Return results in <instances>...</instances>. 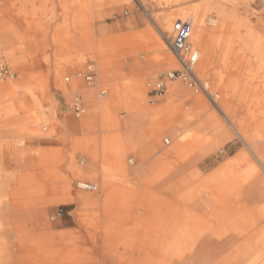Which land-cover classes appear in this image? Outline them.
I'll list each match as a JSON object with an SVG mask.
<instances>
[{"label":"bare ground","instance_id":"6f19581e","mask_svg":"<svg viewBox=\"0 0 264 264\" xmlns=\"http://www.w3.org/2000/svg\"><path fill=\"white\" fill-rule=\"evenodd\" d=\"M149 1L137 3L152 24H156L154 19L159 16L149 11L181 2H198L188 10L165 16L158 28L162 34L160 45L155 31L149 28L154 48L157 45L154 50L167 53L173 21L187 19L192 24L191 37L201 46L203 58L206 50L217 46L222 49L223 63L227 64L230 58L238 56L235 48L241 44L244 47L240 51L254 54L258 68L264 73V37L226 10L232 0ZM205 23L211 25L208 31ZM216 32L222 35L217 37ZM206 59L210 67L211 60ZM173 63L174 71L179 66L176 60ZM196 72L198 63L197 75ZM257 80L264 85V75L260 81L257 76ZM168 84L176 86L171 87L169 96L178 98L187 92L176 81ZM204 85L207 91L208 84ZM257 99L256 115L264 119V94H257ZM185 115L187 119L179 122V129L187 127L199 113L189 110ZM218 121H201L180 138L176 144L177 164H188L195 148H203L196 157L200 161L225 145L229 139L212 134ZM262 121L250 136L241 127L240 137L256 163L243 151L231 165L207 177L201 176L200 171L174 167L163 171L160 182L151 183L149 188L134 183L92 184L86 182L96 179L92 173L78 170L76 165L68 167L67 173L57 180L50 167L45 168L43 151H19L13 157L20 163L16 170L0 167V264H264ZM100 189L103 197L98 199L94 192ZM85 204L91 210H85ZM47 205L76 206L71 221L78 229L52 233L45 217ZM137 211L149 214L136 215Z\"/></svg>","mask_w":264,"mask_h":264},{"label":"crops","instance_id":"0c3cea01","mask_svg":"<svg viewBox=\"0 0 264 264\" xmlns=\"http://www.w3.org/2000/svg\"><path fill=\"white\" fill-rule=\"evenodd\" d=\"M109 1L0 0V51L15 64H22L19 62L22 59L35 61L33 65L38 61L45 64L42 69L45 73L35 76L40 78L39 84L29 85L27 77L20 84L0 82V167L3 169L16 170L20 163L13 157L19 151L37 149L45 153V168L50 167L54 179L59 180L68 167L76 165L78 170L91 172L100 183L108 182L111 186L134 183L149 188L151 183L160 182L163 171L176 167V144L182 138L178 124L187 119L188 109H180L177 97L168 93L156 97L152 90L148 92L147 84L152 78L146 79L161 69L154 60H164L165 66L172 70L176 59L171 52L163 54L149 48L155 43L148 33L151 26L146 27L138 16L99 21L101 15L104 19L111 15L109 9L99 14L100 8L113 5ZM137 39L139 48H145V53L138 55L141 62L136 60V55L130 57L123 52ZM154 51L158 54L154 55ZM212 51L206 50L205 57L211 60ZM232 58L224 65L236 69L238 66L230 63ZM257 68L258 65L250 70L248 81L236 86L242 87V101L248 99V87L257 81ZM10 75L9 79L13 77L11 71ZM88 77L92 82L87 81ZM78 78H86L88 84L79 86ZM38 87L44 91L45 136L39 135L36 125L44 119L41 114L32 116L26 112L39 104ZM169 87L176 86L169 84ZM19 88L22 91L18 92ZM100 88L104 91L97 95ZM257 94L255 89L250 103L252 123L257 120ZM72 97L79 98L83 111H87L84 118L76 114ZM165 133L169 137L162 148L161 138ZM217 136L232 140L229 132ZM243 150H235L209 174L231 165ZM12 164L13 167L3 166ZM140 164L142 169L137 168ZM60 206L74 205L52 207ZM45 217L52 233L61 232L56 230L59 223H54L55 217L50 219L46 214ZM75 229L77 225L63 231Z\"/></svg>","mask_w":264,"mask_h":264},{"label":"rangeland","instance_id":"374dc122","mask_svg":"<svg viewBox=\"0 0 264 264\" xmlns=\"http://www.w3.org/2000/svg\"><path fill=\"white\" fill-rule=\"evenodd\" d=\"M233 3L228 4L226 6V10L232 13H235L237 17L245 22H247L251 28L254 30V32L257 35H262L264 37V0H232ZM148 3H150L149 0H147ZM198 2L197 1H190V2H181L174 6L169 7H159L156 8L155 11H149V13L153 16H159L157 19H154L156 21V24H152L149 17L146 16V13L144 10L139 6L137 3V0H127V4H113L111 6H106L99 9V14L101 11L105 9L112 10L111 15L106 17L104 19V16L101 15V20L99 21H105L113 22L118 19H127L132 17H139L142 21L145 22L146 27L151 26L153 30L155 31V35L157 37L158 44H161V36L162 34L158 30L159 27H161V23L163 22V19L166 15L171 14H178L183 10H188L191 7H194ZM125 12L128 13V15H125ZM178 21L174 20L173 24ZM181 21H189L187 19H182ZM172 24V26H173ZM156 26V27H155ZM172 28V27H171ZM209 28H211V25L209 23H205V29L208 31ZM243 34H245V30L242 31ZM161 34V35H160ZM222 33L216 32V36L220 37ZM171 39V35L169 37V41ZM264 41V40H263ZM191 44L193 50H195L198 53V72L197 77L201 80L203 84H208L207 91L205 92H198L196 93L193 91L189 86L182 82V81H176L178 82V85H181L184 87V90L187 91L186 93H182L180 96H178V106L180 109H183L184 111L188 109L190 110V113H199V116L195 119H193L187 127L184 129L178 128L179 136H184V133L187 131H190L195 125L200 123L201 121H212V120H219V127L214 129V132L212 133L214 137H217V135H222L227 132H229L232 135V140L224 145L220 150H218L216 153L200 160L196 161V157L200 150H202V147L195 148L189 163L181 162L179 164H175L177 168L179 167H186L191 169L193 172L200 173L201 176L207 177L209 176L211 170L216 168L218 164H220L225 158L233 154L235 150L245 149L244 152H248V159L252 160L254 163H256V158L253 156L247 149V145L242 141L240 135L246 131L248 136L252 134V131L259 127V124L263 123L262 119L263 117H257L258 123H252L250 118V103L252 100V97L254 96V90L257 89L255 87H259L258 89V95L264 94V85H259L257 81H254L251 87H248V93L250 96L247 100L242 101L240 99V87H236L238 83H245L248 81L250 70L255 68L257 66L256 58L254 54L247 53L243 54L241 49V44L237 45L235 51L237 52L238 56L236 58H232L230 61L231 64L237 65L238 67L236 69L232 67H226L223 63V52L221 48H218L215 46L213 48L212 54H211V66L207 67V59L204 55L203 58V50L200 45L196 44L193 41V38L191 37ZM158 45V46H159ZM169 45V44H168ZM149 46V45H148ZM157 47V45H155ZM244 46V45H243ZM155 47V48H156ZM142 48V47H141ZM139 48L138 46V39L135 40L132 44H130L129 48L127 50H123V52L129 53L130 57L133 55L136 58V60L140 58L138 55L145 53V48ZM151 50L155 49L154 46H149ZM166 52H170L169 49L166 50ZM0 51V63L2 65L7 66L10 68L11 73L13 74V77L11 79H6V82H15V83H21L22 79H25L26 77L29 80V85H33L34 83L39 84L40 78L35 77L37 75L44 74L45 71H43V67L45 64H40L39 61L34 64L35 61L33 60H25L23 59L19 62H22V64H15L11 60H9L6 57V54L2 53ZM154 55H157L158 52L154 51ZM172 54V53H171ZM1 55L4 56V58L1 57ZM141 56V55H140ZM29 61V62H28ZM42 62V61H41ZM146 63V61H142V63ZM156 64L161 66V69L157 72H153L151 75L147 76V80L149 78H152L148 84L147 89L148 92H150L153 88V84L159 79V77L167 72H170V67L165 66V61H158L154 60ZM33 63V64H32ZM231 66V65H230ZM37 67V70L35 69ZM257 76L262 78L264 75L262 70L257 68ZM173 71V70H171ZM27 74V76H26ZM154 75V76H153ZM227 75V76H226ZM91 76V75H88ZM224 76V79L222 77ZM128 78V77H126ZM223 80V81H222ZM5 81V80H4ZM2 82V81H0ZM79 86H85L88 83L86 82V78H78ZM259 85V86H258ZM56 87L58 86V83L55 84ZM45 87H48L45 81ZM171 87H169L168 84V90L167 93L170 91ZM18 92L22 91V89H17ZM104 88H100L96 91V94H100V92H103ZM43 90L38 87V90L36 91V97L38 99V105H35L32 107V111L30 109H27L26 112H29L30 115H35L36 113H40L41 116L44 118L43 121L39 122L37 127L39 128V135H44L43 132L45 128V100L43 98ZM46 93V92H45ZM20 97H23V94H19ZM217 96L220 98L218 99ZM73 100H75V97H72ZM199 102L197 103L196 101ZM258 100V99H257ZM85 112H82L79 117L84 118L86 115ZM32 115V116H33ZM262 121V122H261ZM241 127L243 129V133L241 130ZM34 135V134H32ZM38 136V135H35ZM40 137V136H39ZM169 134L165 133L162 135L161 138V146L162 148H165L164 140L165 138H168ZM213 137V138H214ZM180 140V139H179ZM264 144V142L262 143ZM168 148V147H167ZM248 161V160H247ZM170 162V160H168ZM167 162V163H168ZM247 163V162H246ZM245 163V164H246ZM141 165V164H140ZM148 165V164H147ZM4 167H13L12 165H3ZM140 167V168H139ZM141 166H137V168L142 169ZM193 168V169H192ZM187 170V169H186ZM200 171V172H199ZM138 171H135V173H138ZM185 172V171H184ZM184 172L181 173L184 175ZM213 173V172H212ZM211 173V174H212ZM209 174V175H208ZM76 181H86L81 179H75ZM90 182L92 184H100L99 179H94ZM89 193V192H87ZM98 194V199L102 198L103 193L100 190L94 192ZM100 193V194H99ZM46 198V197H45ZM85 210H91L90 205H86ZM89 208V209H88ZM77 209L75 206H60L57 208H53L50 205L45 206V214L50 217H55L54 223H59V225L56 226L57 231H63L65 229H74L75 225L71 221V214ZM148 215L149 211H137L136 215ZM61 215V216H59ZM61 224V225H60ZM109 264H116V262L109 263Z\"/></svg>","mask_w":264,"mask_h":264},{"label":"built area","instance_id":"2783aa9c","mask_svg":"<svg viewBox=\"0 0 264 264\" xmlns=\"http://www.w3.org/2000/svg\"><path fill=\"white\" fill-rule=\"evenodd\" d=\"M191 33V22L178 20L173 24L169 49L176 59L179 68L164 73L159 77V79L153 84L152 94L154 96L161 97L165 95L168 83L179 80L186 83L189 88L196 93L205 92L206 86L195 74V67L198 63V53L192 48ZM9 76L10 69L0 63V80H4ZM87 81L92 82V78L88 77ZM74 109L78 116L84 112L79 98H76L74 101Z\"/></svg>","mask_w":264,"mask_h":264}]
</instances>
